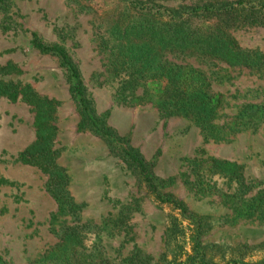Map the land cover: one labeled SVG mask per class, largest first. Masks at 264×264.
Here are the masks:
<instances>
[{"label": "rangeland", "instance_id": "1", "mask_svg": "<svg viewBox=\"0 0 264 264\" xmlns=\"http://www.w3.org/2000/svg\"><path fill=\"white\" fill-rule=\"evenodd\" d=\"M157 1L187 13L236 0ZM124 3L5 0L0 6V69L10 66L0 81L29 85L58 103L57 165L78 205L62 212L47 192L48 176L18 161L35 140L34 114L21 100L0 98V264H179L193 254L191 221L200 225L199 241L212 264H233L237 253L242 264L264 259V120L260 114L239 117L246 105L264 104V25L226 27L239 48L260 59L253 69L198 54L162 57L163 63L197 69L211 92L222 95L216 132L209 136L195 119L159 111L154 80L133 84L131 70L125 75L121 69V24L115 25L135 17ZM216 22L201 15L191 25L208 32ZM31 33L65 49L95 115L105 116L125 145L151 165L158 191L184 204L186 215L158 203L105 141L77 129L79 110L65 71L55 57L33 49ZM209 159L240 165L246 188L210 171ZM64 225L76 233L61 242Z\"/></svg>", "mask_w": 264, "mask_h": 264}, {"label": "trees", "instance_id": "2", "mask_svg": "<svg viewBox=\"0 0 264 264\" xmlns=\"http://www.w3.org/2000/svg\"><path fill=\"white\" fill-rule=\"evenodd\" d=\"M121 1L125 2V9L131 10L135 15L131 18L128 16L125 22H120L119 18L115 25L116 30L121 24V43L116 46L121 48V69L125 75L131 70L127 76L133 84L146 77L156 82L157 105L165 116L191 117L207 135L214 134V120L222 105V95L211 92L210 83L197 69L163 63L162 57L167 53L198 54L233 67H258L261 64L260 59L253 53L239 48L227 34L226 27L231 23L264 25V2L255 4L247 0H236L230 3L205 4L202 8L186 13L185 9L174 10L157 0ZM4 3L5 0H0V6ZM201 15L214 18L217 21L215 28L204 32L192 27V19ZM30 35L33 49L40 54L55 57L59 67L65 71L69 95L79 110L80 121L77 129L91 132L105 141L110 152L134 172L158 203L169 205L186 215L184 204L171 194L158 191L151 165L125 145L107 125L105 116L95 115L86 98L79 71L65 49L56 44H44L36 33ZM9 70L10 66H6L1 68L0 72L8 74ZM0 98H6L12 103L21 100L31 108L34 114L32 126L35 140L19 154L18 161L22 165L35 167L48 176L47 192L62 212L67 209L75 211L78 205L68 192L67 176L57 165L58 150L54 147L57 135L55 112L58 103L38 95L29 85L10 81H0ZM246 114L251 117L260 114L258 119L264 120V104L246 105L239 115L240 119ZM207 164L210 171L228 175L239 183V187L246 188L240 165L217 159H209ZM191 224L195 226L193 254L179 264H212L211 259L207 258V248L199 241L200 225L194 221H191ZM75 233L76 228L64 225L60 235L61 242ZM238 254L231 255L229 262L242 264L243 257ZM253 264H264V259Z\"/></svg>", "mask_w": 264, "mask_h": 264}]
</instances>
